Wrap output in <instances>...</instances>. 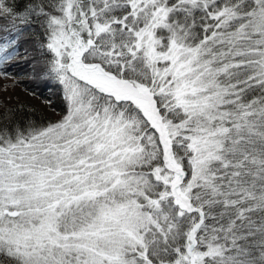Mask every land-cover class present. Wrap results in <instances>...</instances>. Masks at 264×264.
Instances as JSON below:
<instances>
[{
	"label": "snow or ice",
	"instance_id": "snow-or-ice-1",
	"mask_svg": "<svg viewBox=\"0 0 264 264\" xmlns=\"http://www.w3.org/2000/svg\"><path fill=\"white\" fill-rule=\"evenodd\" d=\"M0 89V264H264V0H0Z\"/></svg>",
	"mask_w": 264,
	"mask_h": 264
},
{
	"label": "trees",
	"instance_id": "trees-1",
	"mask_svg": "<svg viewBox=\"0 0 264 264\" xmlns=\"http://www.w3.org/2000/svg\"><path fill=\"white\" fill-rule=\"evenodd\" d=\"M14 73L22 74L28 78L21 80L23 85L32 91H35L42 95L43 97L50 98L52 100L53 106L59 111H64V104L60 99V93L58 89L54 86V83L45 82L39 79H33L31 73L32 68L27 64H21L19 67L13 69ZM39 69H37V73ZM9 108H12L16 112V119L24 121L27 119H35L40 121H47L55 119L53 116L44 112V110L31 102L17 101L13 103H8ZM4 113V108L0 111V114Z\"/></svg>",
	"mask_w": 264,
	"mask_h": 264
},
{
	"label": "rangeland",
	"instance_id": "rangeland-1",
	"mask_svg": "<svg viewBox=\"0 0 264 264\" xmlns=\"http://www.w3.org/2000/svg\"><path fill=\"white\" fill-rule=\"evenodd\" d=\"M26 76L22 74L19 75L20 82L17 83L14 88H12V100L10 103L17 102V101H26V102L34 103L40 106L44 110V112L53 116L56 119L58 115L61 114L62 112L56 109L53 106V103L51 106L46 103V100H51L50 98L43 97L39 93L32 91L29 88H27L25 85H23L21 80L28 78ZM8 84H9V87H11V81H9ZM33 93H35V95H33ZM6 96H7V93H3L2 89H0V98H4ZM2 109L3 108L0 107V111Z\"/></svg>",
	"mask_w": 264,
	"mask_h": 264
}]
</instances>
